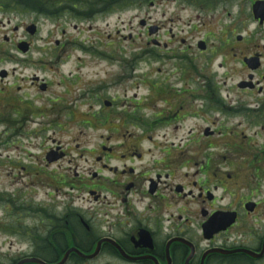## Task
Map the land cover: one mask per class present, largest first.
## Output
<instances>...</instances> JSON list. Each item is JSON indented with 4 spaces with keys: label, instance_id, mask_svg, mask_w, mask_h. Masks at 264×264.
I'll list each match as a JSON object with an SVG mask.
<instances>
[{
    "label": "flooded vegetation",
    "instance_id": "flooded-vegetation-1",
    "mask_svg": "<svg viewBox=\"0 0 264 264\" xmlns=\"http://www.w3.org/2000/svg\"><path fill=\"white\" fill-rule=\"evenodd\" d=\"M180 6L198 12L196 19H211L213 28L165 29L174 13L182 12ZM44 8L52 11L54 31L59 32L55 51L85 50L87 34L98 30L96 21L108 27L109 18L116 23L134 11L140 36L150 47L145 53L169 64L172 82H153L148 105L136 96L130 110L114 99L102 100L109 107L98 104L104 125L111 124L113 114L116 120L88 151L89 178L77 172L69 157L78 146L68 153L53 140L32 164L21 155L14 160L6 142H0L10 153L4 161L11 186L0 190V206L7 205L0 232L13 240L0 243H39L55 261L62 256L51 244H60L62 237L64 254L78 243L77 228L82 226L86 248L78 249L91 254L104 240L98 257L112 264H264V0H0V14L13 17L37 20L46 16ZM27 27L21 23L11 37L3 36L0 50L12 42L19 51L24 42L25 58L38 51L32 42L38 28L31 35ZM17 34L22 36L15 41ZM15 63L32 74L20 71L16 76L0 69V83L12 81L11 87L0 88V95L10 97L0 104V125L10 128V134L21 130L22 115L38 114L30 108L31 97L45 95L53 86L37 76L45 72V62ZM23 82L25 88L20 87ZM91 85H86L88 92ZM83 105L92 113V103ZM41 191L46 199L35 200ZM18 207L39 214L13 216ZM32 216L40 238L30 237L32 231L22 223Z\"/></svg>",
    "mask_w": 264,
    "mask_h": 264
},
{
    "label": "rangeland",
    "instance_id": "rangeland-1",
    "mask_svg": "<svg viewBox=\"0 0 264 264\" xmlns=\"http://www.w3.org/2000/svg\"><path fill=\"white\" fill-rule=\"evenodd\" d=\"M167 7L168 5H164L163 9ZM177 9H182V12L177 15L174 13L171 24L166 22L165 17L157 16V20H165V29L169 27L173 29L213 28V26L209 25L211 19H205L204 21L196 19L198 12L191 10L192 8L180 6ZM44 12L47 13L46 16L40 17L37 20L34 17L30 18L28 16H22V18L18 16L13 17V14L10 12L0 14V45L3 44V36L11 37L12 30L20 26L21 23H26L28 26L33 24L29 27H34V25L36 26L38 24V34L32 42L38 45L39 49L38 51L32 52L28 58H25L20 51L15 49L12 42L11 44H6L7 48L0 50V62L8 60L13 61V63L0 64V69L11 70L16 76L20 71L23 72L22 76H30L32 69L24 70L23 65L15 62L40 60L45 62V72L37 76L47 78V82L53 84L45 95L31 97L33 99L32 104L34 103V105H30V108L37 110L38 114L22 115L19 121L21 125L18 126L21 129H19V133H16V130H14L10 134V132H7L10 128L6 126L5 128L4 125H0V142H6V146L10 149L11 156H13L14 160L18 155H21L25 161H31L32 164L37 163L42 156L41 152L48 145H52L51 142L53 140L61 143L68 153L70 149L78 146V148H74L73 153L69 157L75 160V164L78 167L77 172L81 173V176L86 177L89 170L88 161L92 160L89 158L88 151L98 146L101 136L105 134L106 130L110 129L111 124H115L116 120L115 114H113L109 118L111 124L104 125V117L101 116L102 113L99 111L101 107L99 108L98 104L102 106V100L114 99L117 104H124V110H130L131 107L129 105L131 104V99L133 96H136L135 100L140 101L141 105H148V100L153 90L151 84L157 82V85L161 86L165 82H168V84L171 83L172 80H168L172 74L170 72L171 69L167 62L152 60L145 53V51L150 50V47L145 43V35L140 36V27L137 26V20L133 18L135 12L132 10L125 12L119 22L115 23L114 18H109L108 27H106L105 23L102 24L101 20L96 21L94 26H97L98 30L93 29L87 34L86 38H88V42L83 45L85 50H74L70 47H65L61 50L56 49V51L52 48L54 42L60 39L59 32L54 31L55 22L52 18V11L44 8ZM116 30L119 31L118 35L115 34ZM69 31L67 29V32ZM19 32L21 33V31ZM21 36L22 34H17V36L12 38L17 41ZM108 36H110L109 39L107 38ZM68 38L70 39L69 36ZM48 48H51L52 51L48 50ZM42 49L44 51H40ZM158 54L162 59L166 57L163 52H158ZM11 82L9 80L3 82V84L0 83V88L11 87ZM89 83L92 84V91L88 92L86 85ZM25 86L26 84L23 82L20 87L25 88ZM85 89H87V95L83 98V94H86L84 92ZM90 96L93 97L92 100L88 99ZM11 98L15 103L17 98L15 96ZM9 99L10 97L0 95V104L9 101ZM51 99L52 101H50ZM82 101L85 104L92 103V113L88 112L87 106H84ZM15 116L16 114L12 115L13 120L16 118ZM88 123L91 125H84ZM34 126H36L35 131L31 129ZM5 149L4 144L0 145V156H2V159H0V190H5L7 187L11 188L9 186V180L5 176L8 170L7 161H4V157L10 153L4 152ZM81 154L83 155L82 159L79 158ZM25 156H31V158L28 157L26 159ZM33 157L34 159H32ZM13 165L16 166V163L13 162ZM87 178H89V175ZM39 187L42 188L41 183ZM41 193L42 195L38 194L35 196V200L39 198L46 199L44 193L42 191ZM7 201L5 198H2L3 203ZM13 204L16 205V203ZM14 205H12V208ZM6 207L7 205L0 206V217ZM16 210H19V212L17 213ZM26 211L32 212L34 217L39 214V211L34 213L33 210H25L22 207H18L15 208V214L13 216L19 215L26 217ZM40 214L45 216L47 213ZM34 217L26 218L25 222L22 223L28 230L32 231L30 237H39V229L37 230L35 227L36 224H32L30 220ZM83 221L86 226L85 221L87 222V219L83 218ZM77 232L79 233L78 243L80 241L87 242L85 238L80 240L82 239L80 236L81 232H85L82 226L77 228ZM10 237V234L6 235L0 232V241L10 239ZM38 244H18L14 242L10 245L0 243V264H16L25 259H38L51 263L52 261L50 259H53L55 255L49 254L42 247L39 248ZM8 246L12 248L11 251H9ZM60 246H64V244ZM67 246L71 247L72 244H67ZM93 246L95 245L93 244ZM25 249L28 250L26 255L15 258L18 252L25 251ZM63 252L62 256L64 255ZM112 263V260L101 256L94 261H85L81 264ZM66 264L77 263L69 260Z\"/></svg>",
    "mask_w": 264,
    "mask_h": 264
},
{
    "label": "water",
    "instance_id": "water-1",
    "mask_svg": "<svg viewBox=\"0 0 264 264\" xmlns=\"http://www.w3.org/2000/svg\"><path fill=\"white\" fill-rule=\"evenodd\" d=\"M29 28H30V29H28V30H29L31 33H33L34 27H29ZM23 51H25V49H23ZM105 241H106V240H105ZM102 242H103V241H100V242L98 243V245H97V247H96L94 253L91 254V255H84V254L81 253L79 250H77V249H75V248H72V249L68 250V251L64 254L63 258H62L59 262L54 263V264H65V263H67V261H68V257H69V255H70L71 253H75V254H77V256L80 257V258H82V259H85V260H92V259H94L95 257L98 256L99 251H100V245H101ZM112 244H113L114 247L120 252V254H121L122 256L126 257L117 245H115L114 243H112ZM189 258H190V257H189ZM189 258H188V260H189ZM188 260H187V261H188ZM187 261H186V262H187ZM28 263H29V264H51V263H46V262H44V261H40V260H38V259H25V260H23L22 262H20L19 264H28Z\"/></svg>",
    "mask_w": 264,
    "mask_h": 264
},
{
    "label": "trees",
    "instance_id": "trees-1",
    "mask_svg": "<svg viewBox=\"0 0 264 264\" xmlns=\"http://www.w3.org/2000/svg\"><path fill=\"white\" fill-rule=\"evenodd\" d=\"M84 239V237L82 238V239H80V240H83ZM63 242V239H62V237H61V245L62 244H64V243H62ZM60 244H58V245H56V244H51L52 245V248L53 249H55L56 250V255L58 254V255H61L62 256V251H61V249L64 247V246H60ZM55 247V248H54ZM75 247H77V248H79V249H85L86 248V244L83 242V241H80V243H76L75 244ZM58 260H60V259H58ZM70 260H73L75 263H77V264H81V263H83V262H85V261H83V260H81V259H79L77 256H72L71 258H70ZM57 260H55V261H52V262H56Z\"/></svg>",
    "mask_w": 264,
    "mask_h": 264
},
{
    "label": "bare ground",
    "instance_id": "bare-ground-1",
    "mask_svg": "<svg viewBox=\"0 0 264 264\" xmlns=\"http://www.w3.org/2000/svg\"><path fill=\"white\" fill-rule=\"evenodd\" d=\"M83 253V252H82ZM84 255H88V254H85V253H83ZM70 259V257H68V260ZM60 260H57L56 262H52L51 264H54V263H57V262H59ZM66 264V263H65Z\"/></svg>",
    "mask_w": 264,
    "mask_h": 264
}]
</instances>
